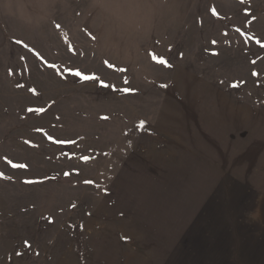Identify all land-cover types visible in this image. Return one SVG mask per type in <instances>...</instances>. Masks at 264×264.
I'll list each match as a JSON object with an SVG mask.
<instances>
[{"label": "rangeland", "instance_id": "obj_1", "mask_svg": "<svg viewBox=\"0 0 264 264\" xmlns=\"http://www.w3.org/2000/svg\"><path fill=\"white\" fill-rule=\"evenodd\" d=\"M0 264H264V0H0Z\"/></svg>", "mask_w": 264, "mask_h": 264}, {"label": "snow or ice", "instance_id": "obj_2", "mask_svg": "<svg viewBox=\"0 0 264 264\" xmlns=\"http://www.w3.org/2000/svg\"><path fill=\"white\" fill-rule=\"evenodd\" d=\"M161 63H164L163 61H160ZM77 75H80L79 72L76 73ZM84 79H89V77H84ZM20 167H23V165H20Z\"/></svg>", "mask_w": 264, "mask_h": 264}]
</instances>
